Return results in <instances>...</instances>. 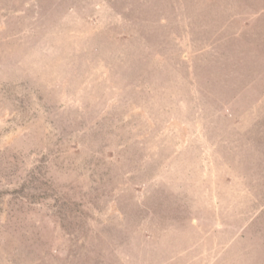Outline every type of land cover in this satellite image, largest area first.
Instances as JSON below:
<instances>
[{"label":"rangeland","instance_id":"obj_1","mask_svg":"<svg viewBox=\"0 0 264 264\" xmlns=\"http://www.w3.org/2000/svg\"><path fill=\"white\" fill-rule=\"evenodd\" d=\"M0 264H264V0H0Z\"/></svg>","mask_w":264,"mask_h":264}]
</instances>
